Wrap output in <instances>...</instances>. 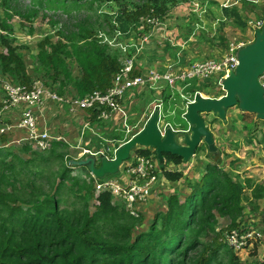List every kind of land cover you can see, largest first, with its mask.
Returning a JSON list of instances; mask_svg holds the SVG:
<instances>
[{"label":"rangeland","instance_id":"obj_1","mask_svg":"<svg viewBox=\"0 0 264 264\" xmlns=\"http://www.w3.org/2000/svg\"><path fill=\"white\" fill-rule=\"evenodd\" d=\"M147 8H150V13L146 14L144 12ZM232 8L238 11L240 22L231 18ZM263 18L264 0H0V53H7V40L23 53L30 84L22 83L16 75L5 73L1 68L0 81L4 83L8 79L10 83L7 81V85H33L40 82L60 97L81 98L72 82H64V75L55 77L54 73L44 72L39 52L47 41L45 49L50 54L51 43L65 42L66 38L62 32L66 34L73 29L74 24L85 19L95 25L94 36L100 43L109 47L108 52L119 57L120 71L131 57L135 59L133 71L130 73V76H133L147 74L152 70L161 73L174 66L189 68L212 57L220 58L230 51L231 45L252 41L255 34L250 23ZM7 25L12 27L11 31L6 28ZM145 36L149 37L148 40H145ZM124 45H127V50L123 49ZM66 61L74 77L79 76L81 65L75 56H67ZM198 92L212 98L225 94L217 77L182 81L174 90L163 81L142 90L133 89L126 99V126L120 115L95 120L91 110H88L91 111L90 115L84 117L83 113L77 114V108L71 109L67 102H52L48 113L45 114L47 124L52 132L59 133V123L63 128L64 122L68 121L70 130L66 137L70 145L66 149L55 148L57 152L65 153V157L57 158L45 174L59 172L65 164L71 169V175L79 178V185L75 186L74 190L81 189L83 194L93 190L90 199L91 211L101 203L100 195L107 193L110 194L113 204L121 205L130 214L122 199H117L111 191H102L97 187L100 179L95 178L86 167L71 164L70 160L81 159L89 154L84 152L85 148H89L98 156L114 157L116 148L139 131L140 126L159 104L163 108L162 127L165 122H169L177 129L188 130L189 123L184 114L187 103L194 100ZM4 96L5 90L0 84V156L6 157L8 161L13 157L19 167V158L38 159L41 162L42 157H52L54 142L62 140L52 138L47 147L28 140L26 133L18 127L20 110L5 112L2 103ZM124 99L122 105H125ZM143 113L145 115L141 122L140 116ZM204 117L221 152L220 159L215 161L210 157L207 145L202 143L189 161L174 163L165 160V163H160L161 173L163 172L168 180L171 178L167 176V172L182 171V176L176 178L178 182L163 190L171 195L166 196L158 192L154 201L147 199L146 204L139 206L138 216L130 214L135 219V235L148 231L158 215L168 211L169 199L173 194H177L181 202L185 201L191 189L188 179L199 181L208 164L219 163L234 180L242 183L239 206L242 210L231 215L216 213V219L209 227L195 228L201 245L193 253L200 256L205 251H211L219 242L227 244L226 236L233 229H255L260 235L247 247L235 250L227 244L228 247L220 248L218 260L222 264H264V120L259 119L255 113L241 111L238 106L229 110L226 120L216 113H205ZM82 119L83 122L87 120L89 126L84 125L82 128L84 123H79ZM179 139L182 141L181 136ZM140 148L147 147L139 146L135 150L138 152ZM148 148L155 152L153 148ZM154 152L142 155L151 156ZM15 155L18 158H15ZM171 164L174 166L169 170ZM111 176L113 175L109 177ZM70 184L62 189V206L70 205L75 200ZM89 184L93 189L87 188ZM17 188L16 194H13L14 190L10 184L6 188L8 203L11 206L24 204L23 207L31 208V205L15 202L13 199L17 194L28 197L33 186L22 187L17 184ZM181 189L183 191L179 192ZM46 191L52 193L54 187L46 185ZM260 193L261 195H257ZM210 245H213V248L206 247Z\"/></svg>","mask_w":264,"mask_h":264},{"label":"trees","instance_id":"obj_2","mask_svg":"<svg viewBox=\"0 0 264 264\" xmlns=\"http://www.w3.org/2000/svg\"><path fill=\"white\" fill-rule=\"evenodd\" d=\"M144 13H150V8ZM231 18L241 21L236 8H232ZM6 28L12 30L10 25ZM95 28L92 21H79L66 34L62 32L65 42L51 43L50 54L45 49L47 41L39 52L44 72L54 73L55 77L64 75V82H72L82 97L95 90H107L121 69L119 57L109 53V47L94 36ZM6 48L7 53H0V68L16 75L22 83L30 84L23 53L8 40ZM69 55H74L81 65L77 77L68 68ZM91 111L96 120L99 110ZM69 145L56 141L52 157H42L41 162L19 158L20 167L13 157L8 161L0 156V264H222L218 257L220 248L228 247L225 242H219L214 248L206 246L213 249L200 256L193 253L201 245L195 228L209 227L216 213L231 215L242 210L239 207L242 183L234 180L219 163L208 164L199 181L188 179L191 189L185 201L181 202L173 194L168 211L159 214L148 231L135 235V219L121 205L113 204L110 194H101V203L91 211L93 190L87 194L81 189L74 190L79 178L71 175L67 165L59 172L45 174L57 158L65 157V153L55 148L66 149ZM138 152L150 155L154 151L140 148ZM164 157L174 163L183 160L171 153H165ZM181 172L166 174L176 181ZM9 184L13 194L18 190L17 184L33 186L28 197L17 194L13 199L31 208L8 203ZM67 184L71 185L75 200L62 206V189ZM46 185L54 187V192L46 191ZM87 188L93 189L90 184Z\"/></svg>","mask_w":264,"mask_h":264},{"label":"built area","instance_id":"obj_3","mask_svg":"<svg viewBox=\"0 0 264 264\" xmlns=\"http://www.w3.org/2000/svg\"><path fill=\"white\" fill-rule=\"evenodd\" d=\"M250 24L255 34L256 29L263 26L264 18L256 22L251 21ZM148 38V36H145V40H148ZM247 43L231 45L230 51L220 58L212 57L184 69L176 68L175 66L169 67L161 73L152 70L147 74L130 76L135 60L131 57L126 66L114 76L112 85L107 90H95L77 99L60 97L40 82L34 83L33 85H10L7 79L9 85H7V81L4 83L0 81L2 88L4 87L5 90V96L2 102L3 108L5 112L10 113L19 109L21 113L18 127L26 133L28 140L36 141L42 147H47L49 140L53 138L47 129L41 130L40 128L41 117L49 102H67L71 109L75 110L77 108V111L97 109L99 110L98 119L113 118L116 115H120L126 126L128 116L122 103L123 99L131 90L149 88L162 81L171 85L174 90L179 82H187L191 79H202L206 77H217L218 82L221 83V80L227 77L230 71L235 69L239 63L236 55L238 48ZM127 48V45L123 46L124 50H127ZM260 83L264 88V74L260 76ZM156 108L160 109V127H162V105L159 104ZM165 123L161 128L163 130L167 125H171L169 122ZM135 149L130 158L123 163L117 175L111 177L109 175L102 179L97 178L100 179L97 187L102 191H111L117 199L120 198L125 202L131 215L138 216L139 206L146 204L149 190L161 175V166L156 153L151 156H145ZM90 153L97 155L95 152ZM97 157L101 156L97 155ZM171 168H173V164L169 166V170ZM259 235L260 233L255 229H233L228 232L226 241L231 248L241 250L247 247Z\"/></svg>","mask_w":264,"mask_h":264},{"label":"water","instance_id":"obj_4","mask_svg":"<svg viewBox=\"0 0 264 264\" xmlns=\"http://www.w3.org/2000/svg\"><path fill=\"white\" fill-rule=\"evenodd\" d=\"M238 65L221 80L225 94L218 98L205 97L200 92L187 103L184 114L189 123L188 130L175 129L167 125L160 127V109L155 108L145 126L133 137L121 144L114 157L93 153L81 159H71L70 163L86 167L96 178L118 174L133 150L139 146L155 150L161 164L165 163V153L178 155L189 161L198 147L205 143L208 154L218 161L221 152L216 145L214 134L205 120V113H216L226 120L229 109L238 106L243 112L255 113L264 120V88L260 76L264 74V24L256 29L254 39L239 47L236 52ZM182 137V141L179 139Z\"/></svg>","mask_w":264,"mask_h":264},{"label":"crops","instance_id":"obj_5","mask_svg":"<svg viewBox=\"0 0 264 264\" xmlns=\"http://www.w3.org/2000/svg\"><path fill=\"white\" fill-rule=\"evenodd\" d=\"M130 96V93L125 97V101H124V103H125V105H124V107L125 108H128V103L126 102V99L128 98ZM171 101V100H170ZM50 104H53L52 102H49L48 103V105L46 106V108H45V110H44V113H43V115H42V120H43V122H42V120H41V123H40V128L42 129V130H44V129H47L49 132H50V134H51V136L53 137V138H55V139H60V140H62V141H64V142H67V143H69V141H68V138L66 137L67 136V132H68V130H70V128L67 126V124H68V121H65L64 122V127L63 128H61V126H60V124L61 123H59V127H57L58 128V131L57 132H59V133H55L54 131L52 132L51 131V128L48 126V124H47V121H46V116H45V114H47L48 113V111H49V105ZM229 110H231V109H229ZM229 110H228V112H229ZM130 111V110H129ZM68 111H66V113H67ZM163 112V111H162ZM228 112H227V116H228ZM81 113H83V115H84V117H87V114L88 115H90V112L89 111H87V110H79L78 112H77V114L79 115V114H81ZM69 114V113H68ZM145 114L143 113L140 117V119H141V122H142V117L144 116ZM119 117V115H116V117ZM14 118V115L13 116H11V120ZM74 120H76L75 118H74ZM78 120H79V118H78ZM77 121V120H76ZM147 121V120H146ZM79 123H84V124H82V128H83V126L85 125V126H89V122L86 120L85 122H83V119L81 120V121H79ZM120 124V123H119ZM146 124V122H144L141 126H140V128H139V130L140 129H142L143 127H144V125ZM172 125V124H171ZM175 129H177L176 128V126L175 125H172ZM73 128V127H72ZM62 134H61V133ZM138 132V131H137ZM25 133V132H24ZM54 133V134H53ZM56 134V135H55ZM134 134V133H133ZM128 136V135H127ZM126 136V137H127ZM130 136V135H129ZM124 137H125V135H124ZM128 138V137H127ZM126 138V139H127ZM125 139V140H126ZM129 139V138H128ZM127 139V140H128ZM77 140H79V139H77ZM126 140V141H127ZM125 142V141H124ZM123 142V143H124ZM70 144V143H69ZM122 144V143H121ZM120 144V145H121ZM119 145V146H120ZM78 147V146H77ZM85 148V147H84ZM148 148V147H147ZM88 152V153H90L91 151L89 150V148H85L84 149V152ZM174 166V165H173ZM163 173V172H162ZM161 173V175H160V177H159V179H158V181L152 186V188L149 190V192H148V201L150 200V201H154L155 200V197H157L158 195H157V193L159 192V193H164L166 196H169V195H171V193H169V194H167V192H164L165 190H167V188L169 187V185H172V183H175V182H178V181H171V180H168L166 177H165V174L163 173L162 174ZM164 190V191H163ZM182 192L183 191V189H181V190H179V192ZM165 197V196H164ZM148 205H149V203H148Z\"/></svg>","mask_w":264,"mask_h":264}]
</instances>
